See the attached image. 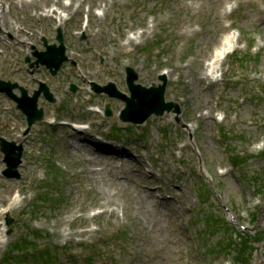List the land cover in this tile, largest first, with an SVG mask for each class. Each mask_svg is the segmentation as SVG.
Segmentation results:
<instances>
[{
  "label": "rangeland",
  "instance_id": "374dc122",
  "mask_svg": "<svg viewBox=\"0 0 264 264\" xmlns=\"http://www.w3.org/2000/svg\"><path fill=\"white\" fill-rule=\"evenodd\" d=\"M23 12L52 43L62 12L69 61L19 67L30 94L35 79L56 93L26 134L0 96V134L23 145L19 179L0 151V264H264V0H0L5 29ZM228 30L237 46L209 75ZM126 66L145 86L165 73L180 113L122 122L124 101L90 82L127 92Z\"/></svg>",
  "mask_w": 264,
  "mask_h": 264
},
{
  "label": "water",
  "instance_id": "95a60500",
  "mask_svg": "<svg viewBox=\"0 0 264 264\" xmlns=\"http://www.w3.org/2000/svg\"><path fill=\"white\" fill-rule=\"evenodd\" d=\"M56 39L59 41V45L54 44L48 46L47 50L41 52L40 59L41 62L45 63L50 68L52 73H55L62 62L67 59V56L65 55L62 30L60 27L57 28ZM126 74L127 85L131 92L130 96L118 91L112 82L103 86L92 82L93 89L96 92L105 91L110 96L121 98L125 101V107L120 112V119L122 121L139 124L144 122L152 114L162 115L165 111L174 112L176 114L180 113L178 103L174 101H165L164 99V91L166 87L165 75H159V79L163 81L161 84L146 87L139 83H134L137 79V73L132 67H126ZM75 88L76 87L72 85L71 89L73 91ZM42 89L47 98L54 100L46 86H43ZM39 90H36L30 97H26L25 92H23L22 96L17 98L18 107H20L27 115L28 126L26 131H28L32 123L43 118V109L37 108V96ZM105 114L107 116L112 115L109 103H106L105 105ZM175 120L179 121L180 117L176 115ZM0 149L4 153L3 161L6 163L5 169L2 171L3 175L9 178H19L20 173L18 172L17 167L21 163L22 145H16L14 141H7L0 137ZM12 220L10 212H6L5 223L8 225Z\"/></svg>",
  "mask_w": 264,
  "mask_h": 264
},
{
  "label": "flooded vegetation",
  "instance_id": "af4514ba",
  "mask_svg": "<svg viewBox=\"0 0 264 264\" xmlns=\"http://www.w3.org/2000/svg\"><path fill=\"white\" fill-rule=\"evenodd\" d=\"M3 18V19H2ZM19 23L14 25V20L11 22L13 27L5 29L2 25L5 23V17L0 16V80L7 81L5 86L0 84V96H5L11 100L13 108H16L14 98L9 95V92L18 96L22 91L29 94L27 85L22 81V77L18 73L19 67L22 66L24 71L28 74H34L42 70L43 73H49L44 64L38 61V52L44 50V33L30 31L24 24H27L25 13L19 14ZM41 27V26H40ZM30 37H33L30 41ZM52 43V41H49ZM50 75V73H49ZM56 75V74H55ZM55 75H51L54 77ZM39 88L41 79H35ZM48 86V85H47ZM34 88V89H36ZM49 90L50 87L48 86ZM33 89V91H34ZM54 97L55 94L50 90ZM43 99V92H41L40 100Z\"/></svg>",
  "mask_w": 264,
  "mask_h": 264
},
{
  "label": "bare ground",
  "instance_id": "6f19581e",
  "mask_svg": "<svg viewBox=\"0 0 264 264\" xmlns=\"http://www.w3.org/2000/svg\"><path fill=\"white\" fill-rule=\"evenodd\" d=\"M56 19H58V23L60 24L62 20H64V15L62 12H57ZM132 37L128 36L127 40L131 41ZM127 41V42H128ZM238 41V34L234 30H228L226 33L222 35L220 38V41L214 46L213 51L211 52L210 57L206 60V68H207V74H216L217 70L220 68L221 62L224 60V58L235 49L237 46ZM210 71V72H209ZM85 128L84 126H82ZM83 128H79L78 130H81ZM91 160V159H90ZM86 162H89V158L86 159ZM90 175H93L90 173ZM16 198L10 201V206L15 202ZM7 208L2 209L6 210ZM1 240V237H0Z\"/></svg>",
  "mask_w": 264,
  "mask_h": 264
},
{
  "label": "trees",
  "instance_id": "16d2710c",
  "mask_svg": "<svg viewBox=\"0 0 264 264\" xmlns=\"http://www.w3.org/2000/svg\"><path fill=\"white\" fill-rule=\"evenodd\" d=\"M238 158V157H237ZM239 160V159H238ZM239 256V255H238ZM237 256H235L234 258H236ZM9 260V259H8Z\"/></svg>",
  "mask_w": 264,
  "mask_h": 264
}]
</instances>
